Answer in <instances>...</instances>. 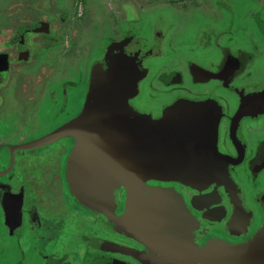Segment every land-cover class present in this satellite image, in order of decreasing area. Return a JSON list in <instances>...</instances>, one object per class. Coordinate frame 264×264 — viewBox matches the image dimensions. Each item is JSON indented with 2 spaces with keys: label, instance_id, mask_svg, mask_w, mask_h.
Listing matches in <instances>:
<instances>
[{
  "label": "flooded vegetation",
  "instance_id": "obj_1",
  "mask_svg": "<svg viewBox=\"0 0 264 264\" xmlns=\"http://www.w3.org/2000/svg\"><path fill=\"white\" fill-rule=\"evenodd\" d=\"M77 1L75 9L40 0L25 6L18 23L14 6L0 14V91L22 88L28 94L26 81L39 77L35 83H41L30 91L32 108L1 96L7 113L0 120L7 127L0 136V264H75L74 248L83 264L161 259L144 240L117 230L105 212L73 195L67 171L76 135L19 148L83 114L92 71L108 70L125 57L130 73L141 76L129 98L136 111L158 119L179 100L217 105V148L232 180L202 189L146 183L182 196L199 246L213 240L243 245L263 233L264 0H169L167 8L142 4L132 12H120L111 0ZM31 10L39 15L33 18ZM39 43L45 49L40 68L25 71L24 64L39 56L33 48ZM126 196L124 188L114 190L117 216L125 211ZM100 242L106 247L99 248Z\"/></svg>",
  "mask_w": 264,
  "mask_h": 264
},
{
  "label": "water",
  "instance_id": "obj_2",
  "mask_svg": "<svg viewBox=\"0 0 264 264\" xmlns=\"http://www.w3.org/2000/svg\"><path fill=\"white\" fill-rule=\"evenodd\" d=\"M125 58L113 60L108 70L92 71L85 109L76 120L19 148H38L65 134L76 135L67 171L73 195L81 204L105 212L117 230L157 250V264H264V232L243 245L213 240L199 246L192 238L195 221L182 196L146 183L176 181L202 189L232 180L227 158L217 148V105L179 100L158 119L136 111L129 98L141 76L130 73L132 64ZM121 187L126 205L117 216L114 190ZM97 246L106 247L103 242Z\"/></svg>",
  "mask_w": 264,
  "mask_h": 264
},
{
  "label": "rangeland",
  "instance_id": "obj_3",
  "mask_svg": "<svg viewBox=\"0 0 264 264\" xmlns=\"http://www.w3.org/2000/svg\"><path fill=\"white\" fill-rule=\"evenodd\" d=\"M39 1L38 0H0V14H1L2 9L7 8L8 4L10 6H14L15 12H16V14H15L16 20L15 21L18 23L21 21L20 13L22 11L25 12V10H24L25 6L37 5ZM52 1H54L53 4L57 5V7H60V6L62 7V4H64V5L71 4L75 7V9H77V7H78L77 2H79L77 0H73V1H71V0H52ZM92 1H95V0H90L89 2L91 3ZM47 3H48L47 0L46 1L43 0V3L41 2L40 4H43L44 6H46ZM111 4H113L114 7L116 6V8H118L120 10V12H126V11L132 12L136 9V7H138L142 4H144L145 6L155 5L156 7H165V8H167V6H171V4H169V0H111ZM2 5H3V7H2ZM97 7L100 8L101 6H97ZM30 12L32 13L33 18H35L39 15L38 11H36V10H31ZM35 35L36 34L29 33L28 38L29 37L33 38ZM30 48L32 49V46ZM33 48H34V53L35 54L39 53V56H35V58H36V61H35L34 56L31 55L32 59L30 60V62L28 64L25 63L23 66V69H25V71H27L29 69H32V70L38 69V68H40V65L42 63L41 57L45 53L44 46L42 47V43H39L37 45H33ZM25 53H26V51H24L22 54H25ZM4 72H5L4 76H8V74H9L8 70H4ZM36 79H40V78L35 77V79H33L34 80L33 82L30 80L26 81V85L27 86L30 85V90H29L28 94H24V91H26V90H24L22 88H17L16 92H14L15 91L14 90L13 91L14 94H13V92H11L12 94L9 93V95L12 96V97H10L11 100H12V98H14V100L17 102L16 107H18V108H20V107H22V108L31 107L32 108L33 107V105H32V103H33L32 97L33 96L30 95V91H32V93H33L35 90H37L41 86L40 85L41 83H38V84L35 83ZM22 81H23V79H21L18 82H22ZM43 82L44 81H42V83ZM19 85H23V83H19ZM33 86H35V89H33ZM0 93H1L0 94V117H3V116H1L2 112L7 113V111H5V109L3 110V105L6 104L5 103L6 100L5 99L3 100L1 97V96H3L4 93L2 91H0ZM9 95H5V97L6 96L8 97ZM5 127H7V126L3 124V120H0V136L5 133V131H6ZM79 254H80L79 248H74L73 250H71L70 257L71 258L73 257L75 259V261H74L75 264H83V260L79 258ZM70 260H72V259H70Z\"/></svg>",
  "mask_w": 264,
  "mask_h": 264
}]
</instances>
